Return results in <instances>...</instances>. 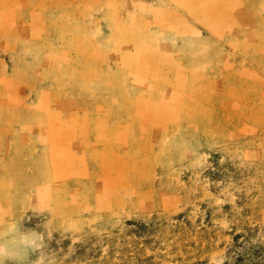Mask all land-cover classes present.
Listing matches in <instances>:
<instances>
[{
	"label": "rangeland",
	"instance_id": "obj_1",
	"mask_svg": "<svg viewBox=\"0 0 264 264\" xmlns=\"http://www.w3.org/2000/svg\"><path fill=\"white\" fill-rule=\"evenodd\" d=\"M1 262L264 264V0H0Z\"/></svg>",
	"mask_w": 264,
	"mask_h": 264
},
{
	"label": "crops",
	"instance_id": "obj_2",
	"mask_svg": "<svg viewBox=\"0 0 264 264\" xmlns=\"http://www.w3.org/2000/svg\"><path fill=\"white\" fill-rule=\"evenodd\" d=\"M15 171L13 170V172H12V170H9V172L8 173H14ZM20 173H21V171H19ZM42 185V182H41V184H40V182H34L33 184H31V185H29V186H24V188H22V190H28V189H37L38 187H40ZM19 189V188H18ZM2 190H3V187H2ZM30 203V202H29ZM24 206H27V204H24ZM37 209V208H36ZM39 209V208H38ZM37 209V210H38ZM33 210V209H32ZM43 233H41V235H42ZM24 253H25V250L23 251V253H22V255L24 256ZM8 258H10V259H12V260H14L12 257H7V258H5L4 260H3V262L6 260V259H8ZM17 261V260H16ZM3 262H1V264L3 263ZM11 262V261H10Z\"/></svg>",
	"mask_w": 264,
	"mask_h": 264
},
{
	"label": "trees",
	"instance_id": "obj_3",
	"mask_svg": "<svg viewBox=\"0 0 264 264\" xmlns=\"http://www.w3.org/2000/svg\"><path fill=\"white\" fill-rule=\"evenodd\" d=\"M253 254H254V252H253ZM237 256L238 257L236 258V261L241 262L242 261V254H238ZM255 263H257V262H254L253 264H255Z\"/></svg>",
	"mask_w": 264,
	"mask_h": 264
}]
</instances>
